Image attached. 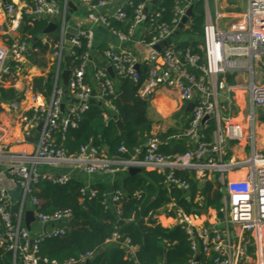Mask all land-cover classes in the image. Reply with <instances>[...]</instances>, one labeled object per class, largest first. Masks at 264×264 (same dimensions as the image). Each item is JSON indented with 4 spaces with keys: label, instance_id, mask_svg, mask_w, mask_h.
<instances>
[{
    "label": "built area",
    "instance_id": "1",
    "mask_svg": "<svg viewBox=\"0 0 264 264\" xmlns=\"http://www.w3.org/2000/svg\"><path fill=\"white\" fill-rule=\"evenodd\" d=\"M76 1L88 13L89 21L94 25H103L120 44L119 47H107L102 51L104 67H94L89 81H85L86 70L91 65L90 50L93 47V32L85 30L78 24V31L71 42L69 56H74V48L81 46L80 39L85 40L88 52L83 56L79 68L71 71L67 92L72 98V105L65 107V90L58 88L52 97L46 101L40 94L34 93L32 88L26 98L29 108L21 111L17 103L7 104L10 111L19 113V130L24 139L41 126L38 132L36 147L31 153H19L11 158L12 163L7 169L8 182L18 188L21 193L18 214L12 213V205L8 191L0 183V246L13 255V264L49 263L41 259L39 247L44 240L63 237L69 223L72 221L71 210H59L52 214H43L39 209L40 202L34 197V187L40 181H47L53 185L65 186L72 179L74 171L85 175L98 173L113 174L118 171L127 173L131 167H140L146 171L165 175L167 188L177 187L187 191L188 185L174 178L175 170L193 171L197 180L205 182L214 173L219 175L220 191L224 195L221 217L212 210H202L186 214L175 204H169L164 211L150 213L152 223L165 227V221L172 220L173 227H179L188 236L190 250L194 258L188 264L201 263L200 256L205 258L215 256L210 264H243L246 260V237L250 236L255 242L256 250H260L261 234L264 231V155L256 148V111L264 110V83L257 81L264 71V0H246V8L229 23L222 15L218 1L213 0L210 9L208 0H204L205 17L201 42L198 51L191 49L179 51L172 40L175 37L181 21L186 17L187 10L193 7L197 0H180L174 9L171 25L160 22L162 10L155 8L145 14L149 6L139 4L135 8L133 24L126 33L114 30L110 20L124 23L126 15L123 8L118 7L111 12L109 7L119 0H64L59 6L46 0H31L32 6L19 8L14 0H0V84L9 79L14 81L24 71L29 61L27 51L30 45L19 40L18 29L24 13L32 20H46L53 22L58 9H63V18L56 21L58 41L53 44L48 35L41 42L49 47L53 62L59 66L67 53L65 35L67 29L68 2ZM125 7L133 6L132 0H122ZM23 10L25 12L23 13ZM191 18L181 30L188 29ZM138 26H144L149 39L144 37L140 43L146 51V57L139 63L137 59L121 48L133 42L131 37ZM180 30V31H181ZM170 40L168 46L162 43ZM157 45L161 48L155 49ZM144 66L146 77L138 89V95L149 100L159 89H166L174 93L186 107L192 104L189 114L188 127L184 136L191 142L192 149L181 156L165 157L160 153L162 145L157 135L146 142L140 157V152L129 161L117 158L110 161L103 158L92 146L80 149L77 156L68 155L66 150L56 144V135H63L67 129L75 128L81 115L88 111L90 101L100 104L103 118L114 116L116 110L107 99L116 97L115 78L129 79L135 83L139 81L136 66ZM111 67L114 73L112 79L106 71ZM193 70L195 74L190 73ZM234 78L233 84L227 83V77ZM92 84H91V83ZM58 78L56 80V85ZM96 89V92H95ZM243 97L247 105L245 121L237 122L233 116L221 115L226 105H234L237 98ZM64 105V109L61 106ZM209 119L203 123L204 118ZM210 121L214 122V130L209 142L205 141L203 133L208 129ZM5 138H0V143ZM235 143L238 151L247 145L249 156L246 160L237 162L235 153L228 149V143ZM1 148V147H0ZM119 153H126L121 147ZM139 156V157H138ZM138 157V158H137ZM114 164H121L116 169ZM49 167L59 169L70 167L73 172L61 174L41 173L40 168ZM240 174L237 178H230L232 172ZM82 199H94L97 191L89 186L80 189ZM120 191L104 194L103 205L106 209H113L119 215L118 202ZM28 203L34 213L35 222L45 230L32 235L24 224L23 208ZM213 218V222H209ZM172 227V228H173ZM115 233L112 242L119 240ZM128 257L134 258L136 248L129 240L123 242ZM199 261L196 262V257ZM88 258H83V263ZM259 260V259H258ZM67 264H78L70 261ZM258 264H261L260 260Z\"/></svg>",
    "mask_w": 264,
    "mask_h": 264
},
{
    "label": "trees",
    "instance_id": "2",
    "mask_svg": "<svg viewBox=\"0 0 264 264\" xmlns=\"http://www.w3.org/2000/svg\"><path fill=\"white\" fill-rule=\"evenodd\" d=\"M99 1V0H96ZM133 6H126L122 11L126 15L124 23L110 20L114 30L126 33L133 24L135 8L139 4L148 5L152 0H132ZM180 0H160L155 6L157 11L162 10L160 22L171 25L174 18V9ZM31 5V0H27ZM204 0H197L193 6V17L188 29L175 32V37L184 34L186 40L181 41L177 48L179 51L191 49L199 53L198 46L201 42L204 26ZM46 20H32L23 16L18 29L19 40L26 42L31 47V54L27 59L33 65L45 67V57L51 50L41 41L33 43L47 27ZM56 33V32H55ZM151 34L147 33L146 40ZM58 41V32L52 40ZM81 46L74 48L71 71L80 67L83 56L88 52L85 40L80 39ZM63 62L60 63V70ZM102 67V66H99ZM190 73L195 74L193 70ZM146 69L141 66L138 70L140 76L137 83L129 79L115 78L116 97L107 99L116 110L114 116L103 118L100 104L91 105L81 115L75 128H69L61 135H56V144L64 148L68 155L77 156L80 149L85 146L94 147L98 153L106 150L107 158H119L129 161L141 151L146 142L152 137L153 121L149 118V102L138 95V89L146 77ZM58 83L56 85V80ZM57 76V63H52L46 78L36 77L32 80V91L40 94L48 101L55 88L59 86ZM85 81L89 78L86 76ZM227 83L233 84L234 78L227 77ZM124 95L128 102L123 103L118 95ZM16 93L12 90L0 89L1 101H14ZM189 114L178 113L171 117L175 126L158 135L161 142L160 153L165 157L181 156L192 149L191 142L184 136L188 127ZM119 122V124H118ZM214 124H208L204 132L205 141L211 140ZM203 136V137H204ZM124 147L126 153H119ZM141 155V154H140ZM143 154L140 156L142 157ZM116 179L113 191H120L121 198L118 202L119 215L113 209H106L103 205V195L106 193L102 187H91L97 191L94 199H82L80 189L83 185L76 180V176L65 186L53 185L47 181H40L35 187L34 197L39 202V211L43 214H52L59 210H71L74 226L67 227L63 237L44 240L39 247L41 259L49 263L67 264L70 261L80 263L83 258H89L88 264H188L194 254L190 250L188 236L179 227L163 228L152 223L150 213L164 211L173 203L186 214L212 209L221 217L220 209L223 206L224 195L218 183L219 175L200 182L193 171L175 170L174 178L188 185L186 192L177 187L167 188L165 175L142 169L141 173L129 175L121 173ZM25 210V205L23 212ZM19 205L12 207V213L18 214ZM119 221L123 224L120 225ZM23 225V219H22ZM2 230L0 227V236ZM117 233L119 240L112 242L113 235ZM129 240L130 245L136 248L134 258L130 259L123 242ZM215 256L205 258L200 256V262L210 264ZM0 264H13L11 252L0 246ZM39 264H45L42 261Z\"/></svg>",
    "mask_w": 264,
    "mask_h": 264
},
{
    "label": "crops",
    "instance_id": "3",
    "mask_svg": "<svg viewBox=\"0 0 264 264\" xmlns=\"http://www.w3.org/2000/svg\"><path fill=\"white\" fill-rule=\"evenodd\" d=\"M19 6V8H28L32 6L27 3V0H14ZM228 0H220V9L222 11V15L226 18V20L231 21L233 18L237 17L240 13L244 10H240L238 4L236 6H230ZM245 8H246V0H242ZM52 3H56L57 5L61 6L64 3V0H50ZM124 3V1L119 0L111 4L108 10L111 12L115 11L118 6L116 3ZM241 2V1H240ZM76 11H72V13H67V19L73 20L78 24L81 28L85 30H92L94 40H93V47L90 50V57H91V65L86 70V76L90 78L94 67L102 66L104 67L107 65L106 62L102 59V51L107 47H119L120 44L118 41L111 35L106 27L103 25H94L88 19V13L83 7L76 1H73ZM160 3H157V5ZM209 5L211 8L213 7V0H208ZM225 4V5H224ZM232 9L236 10H230ZM155 6H151L149 4V11L153 10ZM25 10H23V13ZM26 15V13H24ZM225 23V21H224ZM147 36V29L144 26H138L131 37L133 42L127 43L121 48L125 49L128 53L134 56L139 63H141L144 58L146 57V51L141 45L140 41ZM180 43V42H179ZM46 66L40 67L38 65H33L32 63H28L25 66L24 71L19 77L14 79V81H10L9 79L4 80L0 84V89L9 90L12 89L16 93V99L14 101H1L0 100V138H5L0 143V183L2 186L8 191V196L10 198V202L12 206L19 205L22 197L21 191L13 187L8 182L7 176V169L9 165L12 163L11 158L19 153H31L36 147V140H37V129L36 131L32 132L27 139H24L22 134L19 130V113L10 111L7 108V104L9 103H17L21 111H26L29 108L28 101L26 98L30 94V89L32 88V80L36 77H43L46 78L50 67L52 65V57L51 55H47L45 57ZM64 69V64L61 71ZM262 83H264V71L262 76L260 77ZM91 83V82H90ZM92 84V83H91ZM61 85V82H60ZM96 92V89H95ZM243 100V97L237 98L238 103ZM72 98L64 97L65 107L72 105L71 102ZM149 102V118L153 121L152 127V135H154L158 128L155 127L157 121H170L167 127L173 128L175 126L174 122L172 121L171 117L178 113L186 112V107L184 104L177 98V96L166 90V89H159L155 92L152 97L148 100ZM97 104V103H96ZM188 114V113H187ZM189 117V116H188ZM256 148L260 151L264 150V110H257L256 111ZM204 136V133L202 134ZM205 138V136H204ZM206 139V138H205ZM228 149L230 152L235 153V156L238 157V148L236 147L235 143L230 142L228 143ZM100 155L110 161H115L117 158H107L106 157V150L102 149ZM121 164H114L116 169H120ZM41 173H52V174H61L66 172H73L70 167H61L59 169H51L49 167H42L40 168ZM239 177L240 174L235 173L234 178ZM73 176H76L77 182L81 183L83 186L89 187H102L105 189L106 194H110L113 192V187L116 179L120 178L121 172L118 171L113 174H103L98 173L94 175H85L81 172L74 171L72 173ZM211 178V177H210ZM25 211H32L31 206L26 203L25 204ZM209 222H213V218L210 219ZM24 224V218H23ZM25 226V225H24ZM174 223L172 220L165 221V227L172 228ZM45 230L44 227L40 226L38 223H33L30 226V233L32 235H37ZM247 243V252H246V260L243 264H258L260 260L261 264H264V231L261 234V241H260V250H256L255 242L253 241L250 236L246 237ZM259 259V260H258Z\"/></svg>",
    "mask_w": 264,
    "mask_h": 264
},
{
    "label": "water",
    "instance_id": "4",
    "mask_svg": "<svg viewBox=\"0 0 264 264\" xmlns=\"http://www.w3.org/2000/svg\"><path fill=\"white\" fill-rule=\"evenodd\" d=\"M46 1L49 2L50 0H46ZM158 2H159V0H152V1L150 2V5H151V6H156ZM116 5H117L118 7H121V8H124V7H125V6H124L123 4H121V3H116ZM67 8H68V13H72V11H76V7H75L74 3L71 2V1L68 2V4H67ZM148 10H149L148 8L145 9L144 13L146 14V13L148 12ZM63 14H64V13H63V9H62V8H59L56 17L54 18V21L48 23L47 27L43 30V32L41 33V35H40L39 37L33 39V43H36V42H38V41H41L42 38L45 37V36H47V35H50V34L55 33V31H56V29H57V25L55 24V22H56V21H61L62 18H63ZM192 17H193V7H190V8L187 10L186 17H184V18L182 19L181 24H180V26H179L178 29H177V32H180V30H181V28L183 27V25L186 24L187 20H188L189 18H192ZM34 18H35L34 16L30 17V19H34ZM77 31H78V26H77L76 22L73 21V20H68V23H67V29H66V35H65V46H66V48H67V53H66V55L63 57L64 69H63L62 71H58V77H59V80H60V82H61V88H62L63 90H65V96H66L67 98L70 97L69 93H68L66 90H67V88H68V84H69V80H70V75H71V63H72V58H71V56L68 55V54H69V53H68V52H69L68 50H69V48L71 47V42H72V40L74 39V37H75ZM169 44H170V40H166V41H164V42L162 43V46H168ZM160 48H161L160 45H157V46L155 47V49H156L157 51H159ZM27 54H28V55L31 54V47L28 49ZM104 66H105V64H104ZM136 70H137V71L139 70V66H138V65L136 66ZM106 71H107V73L109 74V76H110L112 79H114V73H113V71H112V68H111V67H107V68H106ZM118 99H119L121 102H123V103L128 102V100H127V99L124 97V95H122V94L118 95ZM90 104H91V105H94V104H96V103H95L94 100H91V101H90ZM192 108H193V105H192V104H188V105L186 106V112H187V113H190L191 110H192ZM61 109H62V110L64 109V105L61 106ZM208 119H209L208 117L204 118L203 123L206 122ZM118 124H119V122H118ZM41 126H42V125H39V127L37 128V132L40 131ZM142 151H143V150H141L140 154L142 153ZM138 157H139V156H138ZM138 157H137V158H138ZM141 172H142V168H140V167H131V168L128 169V172H127V173H128L129 175H134V174H138V173H141ZM183 192H185V191H183ZM23 218H24V225H25V228H26L28 231H30V226H31L33 223H35V217H34V213H33V211H25L24 214H23ZM69 224H70V226H74V225H75L73 221H71ZM119 224L122 225L123 222H122V221H119ZM195 261H196V262L199 261V256L196 257ZM88 263H89V258H88L87 260H85L83 263H78V264H88Z\"/></svg>",
    "mask_w": 264,
    "mask_h": 264
},
{
    "label": "rangeland",
    "instance_id": "5",
    "mask_svg": "<svg viewBox=\"0 0 264 264\" xmlns=\"http://www.w3.org/2000/svg\"><path fill=\"white\" fill-rule=\"evenodd\" d=\"M217 1H218V4L220 5V0H217ZM227 2H229V5L230 6H236L238 4V6L240 7V10L239 11L245 10V5H244V3H243L242 0H228ZM235 8L232 9L230 7V10H236ZM210 9H211V6H210ZM1 18L2 17H0V21H1ZM224 21H225V23H229V21L226 20V19ZM56 35H57V32L48 35V38L50 40H53L56 37ZM185 37L186 36L184 34H181L179 37L174 38L172 40V42L174 44L179 43V42H181L183 40H186ZM0 38H2V40H4L3 39L4 38L3 36H0ZM256 80L257 81L260 80L259 76H256ZM260 82H261V80H260ZM246 114H247V105L245 103V100L244 101L241 100L239 103H238V101H236V103H234V105H230V106L226 105L224 107V109L221 111V115H223V116L224 115L233 116L234 118H236L235 120L237 122H241V121L244 122L245 121ZM169 122L171 123V120L170 121L169 120L168 121H163V120L157 121L156 124H155V127H157L158 130H157V132L154 135H157L158 136L160 133H164V132L168 131L170 129L169 127H167V125H168ZM210 123H213L214 124L213 121H210ZM260 152L264 155V150L263 151H260ZM237 153L239 155L235 159V161L241 162V161L246 160L248 158V156H249V148H248V145L243 150L237 151ZM235 172L236 171H234V172L231 173L230 178H234Z\"/></svg>",
    "mask_w": 264,
    "mask_h": 264
}]
</instances>
